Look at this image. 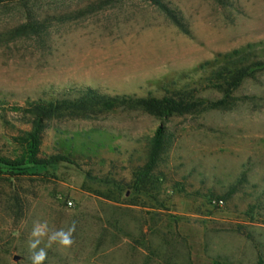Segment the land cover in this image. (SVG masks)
<instances>
[{"label":"rangeland","instance_id":"374dc122","mask_svg":"<svg viewBox=\"0 0 264 264\" xmlns=\"http://www.w3.org/2000/svg\"><path fill=\"white\" fill-rule=\"evenodd\" d=\"M165 1L182 26L151 0H0V264H31L44 223L75 226L68 247L40 238L44 264H264V69L218 106L135 103L223 99L206 79L234 48L264 58V0ZM35 103L57 107L43 164L22 140Z\"/></svg>","mask_w":264,"mask_h":264},{"label":"trees","instance_id":"16d2710c","mask_svg":"<svg viewBox=\"0 0 264 264\" xmlns=\"http://www.w3.org/2000/svg\"><path fill=\"white\" fill-rule=\"evenodd\" d=\"M160 7L170 18L182 26V19L179 11L169 5L165 0H151ZM36 28V27H35ZM264 69V58H258L251 52L242 51L241 48H234L231 52L223 55V63L215 67L207 77V86L223 94V99L212 101L205 99L198 94L196 88H186L173 91L161 97H139L135 103L143 110L158 116L168 117L173 114H186L202 106H218L223 104L242 81L252 76L255 72ZM84 97L90 100H102L104 96L96 89L88 88L83 91ZM103 101V100H102ZM96 103V102H95ZM31 122L33 127L25 133L22 138L23 144L26 145L25 151L28 154V163H45L42 159L37 158L39 146L42 139V130L44 120L51 118L57 112L54 103H35L31 106ZM164 130L159 126L155 133L153 146L150 153V160L147 163V170H150L158 158V152L161 147ZM53 157L48 162L57 161ZM1 162V161H0Z\"/></svg>","mask_w":264,"mask_h":264},{"label":"clouds","instance_id":"9594fccd","mask_svg":"<svg viewBox=\"0 0 264 264\" xmlns=\"http://www.w3.org/2000/svg\"><path fill=\"white\" fill-rule=\"evenodd\" d=\"M74 231L75 226L73 225L67 231L61 229L48 235L47 223L34 225L31 232L32 239L29 241V248L33 250L30 257L31 264H44L46 260L47 253L45 250L43 248H40L38 251L36 250L41 242V237L48 235V246L58 243L61 246L68 247L73 243L72 234Z\"/></svg>","mask_w":264,"mask_h":264},{"label":"built area","instance_id":"2783aa9c","mask_svg":"<svg viewBox=\"0 0 264 264\" xmlns=\"http://www.w3.org/2000/svg\"><path fill=\"white\" fill-rule=\"evenodd\" d=\"M220 202H222V200H220ZM71 204H72V202L69 201V205H71Z\"/></svg>","mask_w":264,"mask_h":264}]
</instances>
